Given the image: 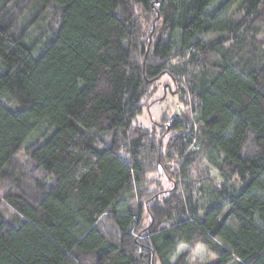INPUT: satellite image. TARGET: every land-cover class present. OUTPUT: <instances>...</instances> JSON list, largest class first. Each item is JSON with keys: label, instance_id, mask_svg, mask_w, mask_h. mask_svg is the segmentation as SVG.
Returning <instances> with one entry per match:
<instances>
[{"label": "trees", "instance_id": "trees-1", "mask_svg": "<svg viewBox=\"0 0 264 264\" xmlns=\"http://www.w3.org/2000/svg\"><path fill=\"white\" fill-rule=\"evenodd\" d=\"M181 245L264 264V0H0V264Z\"/></svg>", "mask_w": 264, "mask_h": 264}, {"label": "rangeland", "instance_id": "rangeland-1", "mask_svg": "<svg viewBox=\"0 0 264 264\" xmlns=\"http://www.w3.org/2000/svg\"><path fill=\"white\" fill-rule=\"evenodd\" d=\"M158 83L157 90L153 91L151 100L147 99V106H145L143 114L137 119V124L141 126L151 127L153 123H159L163 115H172L181 107L177 95L173 92L175 88L173 87L171 88L172 90H168L167 77H163ZM202 169L204 172L209 173L214 182H220L217 171L209 167L205 161L202 162ZM154 178L160 180V185H162L164 189L170 188L171 182L167 179L158 176V174H156ZM180 256H184L188 264H206L216 259L214 255H211L207 249L201 245L194 248H188L184 245L179 246L173 261Z\"/></svg>", "mask_w": 264, "mask_h": 264}]
</instances>
